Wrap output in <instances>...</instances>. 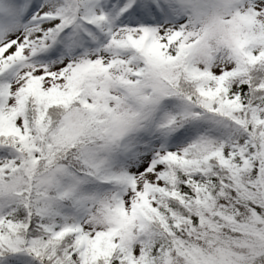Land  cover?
I'll return each instance as SVG.
<instances>
[{
  "label": "snow or ice",
  "instance_id": "1",
  "mask_svg": "<svg viewBox=\"0 0 264 264\" xmlns=\"http://www.w3.org/2000/svg\"><path fill=\"white\" fill-rule=\"evenodd\" d=\"M0 264H264V0H0Z\"/></svg>",
  "mask_w": 264,
  "mask_h": 264
}]
</instances>
